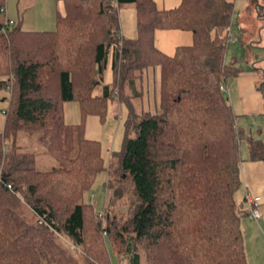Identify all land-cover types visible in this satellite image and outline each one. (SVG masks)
<instances>
[{
  "label": "trees",
  "instance_id": "1",
  "mask_svg": "<svg viewBox=\"0 0 264 264\" xmlns=\"http://www.w3.org/2000/svg\"><path fill=\"white\" fill-rule=\"evenodd\" d=\"M60 1L52 29H23L20 19L8 25L0 12V86L9 91L0 131V264H111L107 243L123 264H247L239 142L249 160L264 162V139L236 124L224 93L239 71L224 60L232 2ZM124 3L134 7L133 37L120 31ZM156 29L188 30L192 41L166 54ZM107 64L110 83L102 82ZM154 67L157 109L141 104L136 112L131 97L144 95L142 74ZM113 99L127 113L120 149L105 159L84 122L96 115L103 123ZM67 100L78 103L76 123L63 120ZM22 130H40L55 166L35 167L33 153L15 143ZM101 171L111 193L96 212L83 195ZM115 202L123 216L109 207Z\"/></svg>",
  "mask_w": 264,
  "mask_h": 264
},
{
  "label": "rangeland",
  "instance_id": "2",
  "mask_svg": "<svg viewBox=\"0 0 264 264\" xmlns=\"http://www.w3.org/2000/svg\"><path fill=\"white\" fill-rule=\"evenodd\" d=\"M235 0L233 4L232 16H231V26L234 30V34L237 37L236 46L240 48L241 38L244 39L248 45L247 39L254 30L256 23H263L264 16L258 15V10L256 8L257 4H264V0ZM179 0H174L172 6H175ZM4 5L6 6V16L8 17H20V26L25 29L30 30H46L54 28V11L56 7V0H4ZM259 5V7H260ZM164 6L168 7L164 2ZM171 6V7H172ZM120 13L118 18H120V23L122 24L125 34L133 33L135 35V11L132 3L121 4ZM262 9V7H260ZM264 11V10H263ZM119 23V24H120ZM130 26V27H129ZM242 26H245L243 28ZM239 28V29H238ZM130 30V31H129ZM225 30V29H223ZM124 35V34H123ZM133 35V36H134ZM125 37L127 35H124ZM129 36V37H133ZM233 40V39H232ZM230 40V41H232ZM192 41V40H191ZM191 43V42H189ZM188 44V43H182ZM173 51V49H172ZM171 51V52H172ZM174 52V51H173ZM236 55L243 56L244 53L239 52L237 49L233 52ZM224 60L228 61L231 56V52L227 49ZM244 58V57H243ZM245 59V58H244ZM246 60V59H245ZM247 63L246 61H243ZM240 63L237 62V64ZM248 65V64H247ZM256 65H260V61L256 62ZM260 67V66H259ZM240 68V67H239ZM248 68V67H246ZM260 73V78L257 82L259 89H261V84L263 83L262 78L264 77L262 68H258ZM157 67L147 68L142 74L141 87H143L144 95L142 97L135 96L131 97L135 105L136 112L142 104L144 107H148L151 111L157 109V96L152 91L153 84H155L157 78ZM228 79V78H227ZM112 80L110 67L107 66L102 72V82L110 83ZM157 83V82H156ZM139 85L137 84V88ZM145 90L148 93L145 94ZM128 93H131V89L128 88ZM263 92V91H262ZM225 95L227 93L224 91ZM9 91L6 86H0V131L3 124V112L6 108L8 102ZM127 108L123 102L117 101L115 99L111 100L107 106V112L103 123H101L100 128L97 130L96 137L101 142L102 155L105 159H108L109 152L114 153L120 149L121 140L123 137V121L126 117ZM254 118V116H251ZM237 123H242L241 117H236ZM264 119V118H263ZM63 120L66 123H76L79 121V111L78 103L75 100H67L63 102ZM245 134H249L248 128L245 130ZM260 134L264 138V124H262L261 132L258 133L256 128H252V135L258 136ZM40 130H34L32 133L26 131H18L15 137V143L19 146L21 151L30 152L34 155V165L39 170H47L52 166H55V161L45 153L44 145L40 140ZM133 135V132H130ZM250 135V134H249ZM251 135V136H252ZM7 141V139H6ZM248 151L246 149V141L244 138L240 139V155L243 157ZM106 180V172L101 171L95 177L91 188L83 195V202L91 203L94 211L100 212L103 208V203L105 199L108 201L111 190L105 188L104 182ZM123 191L121 193H124ZM126 194V193H125ZM243 187L239 188L236 193V200L242 201ZM113 205V206H112ZM109 207H114L116 209L118 216L124 215L125 206L123 204L109 205ZM113 208V210H114ZM22 212L25 216L32 220L31 212L21 205ZM107 250L110 257L111 264H121L120 258L111 250L109 244L107 243ZM144 264V262H141Z\"/></svg>",
  "mask_w": 264,
  "mask_h": 264
},
{
  "label": "crops",
  "instance_id": "3",
  "mask_svg": "<svg viewBox=\"0 0 264 264\" xmlns=\"http://www.w3.org/2000/svg\"><path fill=\"white\" fill-rule=\"evenodd\" d=\"M228 1H231L232 4L235 3V0ZM154 2L158 7L167 8L164 6V2L170 5L168 7H171L174 0H154ZM252 2H255V0ZM56 8L62 10V3L60 0H56ZM120 8L121 7H118V15L120 13ZM11 19L16 20L20 19V17L17 16ZM118 19L120 23V18ZM119 25L122 35H127V37L134 35L133 33L125 34L122 24L120 23ZM242 27L245 28V26ZM225 32L229 33L230 40L233 39L232 41L228 40L227 49L231 52V56L226 62L234 60L236 66L240 68L236 75L229 76L228 79L226 78L223 87L236 117H241L242 123H244L239 124L240 122L237 123L236 119V124L241 127L244 132L246 128H248L251 136L252 128H256L258 133H260L262 124H264V93L259 89L257 84L260 78L258 68L264 67V22L255 24L254 30H252L247 39L248 45L246 44L247 42L241 38V43L239 44L240 48L236 46L237 37L234 34L232 26L229 27L228 30H225L224 33ZM191 40V32L188 30L156 29L154 32L155 45L166 54H172L177 45H183L182 43L189 44ZM236 49L244 53L243 56L239 57V55L234 54L233 52L234 50L236 51ZM239 60L240 63L237 64ZM257 61H260V65H256ZM251 116H254V118H251ZM100 126L101 124L96 115H87L84 122L85 136L98 139L95 133ZM257 135L258 136L252 135V137L264 139L260 134ZM239 156L240 176L243 187L242 198H244L246 194L260 196L261 198L259 207L260 217L258 219H251L247 216L242 217L240 220L245 260L247 264H264V162L249 160L247 153L242 157L240 155V142Z\"/></svg>",
  "mask_w": 264,
  "mask_h": 264
},
{
  "label": "built area",
  "instance_id": "4",
  "mask_svg": "<svg viewBox=\"0 0 264 264\" xmlns=\"http://www.w3.org/2000/svg\"><path fill=\"white\" fill-rule=\"evenodd\" d=\"M0 12L2 13L4 21L8 25L13 24V19H11L8 16H6V9H5L4 5L0 6ZM260 199H261L260 196H254V195H249V194H246L244 196V200H245L246 206L248 207V210H249L248 216L251 219H258L260 217V209H259V207H260Z\"/></svg>",
  "mask_w": 264,
  "mask_h": 264
}]
</instances>
